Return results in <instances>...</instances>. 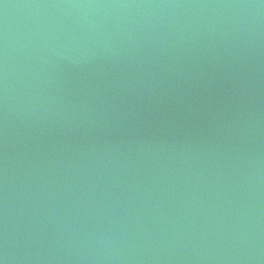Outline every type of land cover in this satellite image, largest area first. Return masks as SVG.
Segmentation results:
<instances>
[{
    "label": "water",
    "instance_id": "obj_1",
    "mask_svg": "<svg viewBox=\"0 0 264 264\" xmlns=\"http://www.w3.org/2000/svg\"><path fill=\"white\" fill-rule=\"evenodd\" d=\"M0 264H264V0H0Z\"/></svg>",
    "mask_w": 264,
    "mask_h": 264
}]
</instances>
